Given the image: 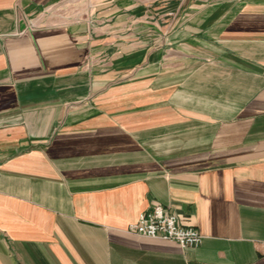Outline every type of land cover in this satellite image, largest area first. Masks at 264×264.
<instances>
[{"label":"crops","instance_id":"0c3cea01","mask_svg":"<svg viewBox=\"0 0 264 264\" xmlns=\"http://www.w3.org/2000/svg\"><path fill=\"white\" fill-rule=\"evenodd\" d=\"M0 264H264V0H0Z\"/></svg>","mask_w":264,"mask_h":264},{"label":"built area","instance_id":"2783aa9c","mask_svg":"<svg viewBox=\"0 0 264 264\" xmlns=\"http://www.w3.org/2000/svg\"><path fill=\"white\" fill-rule=\"evenodd\" d=\"M128 232L141 237L176 242L184 249L198 247L203 240L197 228L182 225L178 216L162 205L143 212L138 221L128 227Z\"/></svg>","mask_w":264,"mask_h":264}]
</instances>
